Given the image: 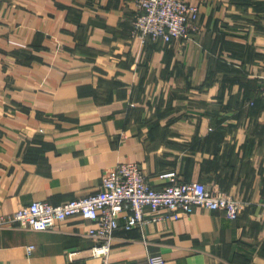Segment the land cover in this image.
Listing matches in <instances>:
<instances>
[{
    "label": "crops",
    "instance_id": "crops-1",
    "mask_svg": "<svg viewBox=\"0 0 264 264\" xmlns=\"http://www.w3.org/2000/svg\"><path fill=\"white\" fill-rule=\"evenodd\" d=\"M182 1L199 29L162 44L131 36L133 0H0V217L93 195L132 163L156 189L175 171L242 212L121 228L109 264H264V0ZM95 227H0V264H102Z\"/></svg>",
    "mask_w": 264,
    "mask_h": 264
},
{
    "label": "built area",
    "instance_id": "built-area-1",
    "mask_svg": "<svg viewBox=\"0 0 264 264\" xmlns=\"http://www.w3.org/2000/svg\"><path fill=\"white\" fill-rule=\"evenodd\" d=\"M133 1L135 16L131 36L142 42L188 41L191 33L199 29L198 7L182 0ZM158 178L166 183L162 189L151 186L136 164L117 165L104 174L95 194L60 206L34 202L12 215L1 216L0 227L17 226L45 232L79 216L96 224L86 234L97 244L91 254L102 259V264H109L115 233L121 228L131 231L160 221H177L192 215L196 208L224 212L234 221L241 215L242 205L232 197L199 182H181L175 171L162 173ZM31 251L32 247L27 248L28 254ZM144 264L166 262L161 256L149 255Z\"/></svg>",
    "mask_w": 264,
    "mask_h": 264
},
{
    "label": "rangeland",
    "instance_id": "rangeland-1",
    "mask_svg": "<svg viewBox=\"0 0 264 264\" xmlns=\"http://www.w3.org/2000/svg\"><path fill=\"white\" fill-rule=\"evenodd\" d=\"M186 3V2H185ZM200 14V13H199ZM190 40V39H189ZM263 90H264V85H263V87L260 89V97H262V92H263ZM263 98V97H262ZM228 196V195H227Z\"/></svg>",
    "mask_w": 264,
    "mask_h": 264
}]
</instances>
